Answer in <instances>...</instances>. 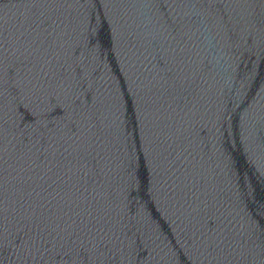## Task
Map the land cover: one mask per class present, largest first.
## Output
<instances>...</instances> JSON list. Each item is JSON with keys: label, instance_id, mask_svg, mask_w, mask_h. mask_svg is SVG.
I'll return each instance as SVG.
<instances>
[{"label": "water", "instance_id": "obj_1", "mask_svg": "<svg viewBox=\"0 0 264 264\" xmlns=\"http://www.w3.org/2000/svg\"><path fill=\"white\" fill-rule=\"evenodd\" d=\"M0 264H264V0H0Z\"/></svg>", "mask_w": 264, "mask_h": 264}]
</instances>
